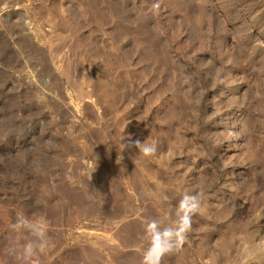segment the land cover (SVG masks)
Listing matches in <instances>:
<instances>
[{
  "label": "rangeland",
  "instance_id": "1",
  "mask_svg": "<svg viewBox=\"0 0 264 264\" xmlns=\"http://www.w3.org/2000/svg\"><path fill=\"white\" fill-rule=\"evenodd\" d=\"M185 191L162 264H264V0H0V264L20 214L38 264H141Z\"/></svg>",
  "mask_w": 264,
  "mask_h": 264
},
{
  "label": "clouds",
  "instance_id": "2",
  "mask_svg": "<svg viewBox=\"0 0 264 264\" xmlns=\"http://www.w3.org/2000/svg\"><path fill=\"white\" fill-rule=\"evenodd\" d=\"M153 7L159 8V4L156 3ZM127 145L135 147L146 157L154 155L157 151L155 144L141 142L138 139L129 138ZM201 195L202 193L185 191L174 209L175 220L172 224L164 225L155 218L147 220L145 237L148 246L143 251L141 264H162L166 255L182 249L191 230L192 217L200 209ZM12 228L16 231L27 230L32 236V239L22 245V251L14 253L18 264H38L35 258L43 253L47 246L43 224L20 214Z\"/></svg>",
  "mask_w": 264,
  "mask_h": 264
}]
</instances>
